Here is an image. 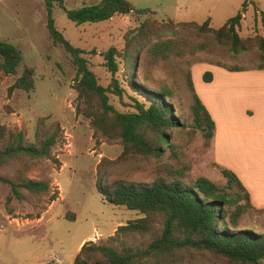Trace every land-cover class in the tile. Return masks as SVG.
<instances>
[{"label": "rangeland", "instance_id": "obj_1", "mask_svg": "<svg viewBox=\"0 0 264 264\" xmlns=\"http://www.w3.org/2000/svg\"><path fill=\"white\" fill-rule=\"evenodd\" d=\"M62 1L66 10H74L100 0ZM125 1L135 10L147 9L149 13H131L113 17L109 21L76 26L58 9L56 3L52 5V17L57 30L71 45L87 52L85 58L89 68L104 87L110 82L111 76L102 66L101 57L90 54V51L98 53L111 46L121 48L124 33L144 19L198 25L209 20V26L218 29L241 11L238 35L251 40L246 52L233 54L227 47L215 45L194 56H186L168 68L154 70L151 85L163 83L170 88L173 96L169 102L175 115L187 126L170 131L179 160L178 167L186 168V179L192 181L205 177L218 187H225V179L216 165L235 174L246 190L243 184L247 181L245 154L260 152L264 141V115L259 110L258 115L253 116V119L257 118L255 121L241 120L240 115L247 107L262 101L256 96L264 90L260 83L240 82L243 76L231 78L239 81L229 80L220 71L230 74L264 72L257 70L259 67L264 68V59L253 41L256 36L264 37V0ZM176 33L196 38L192 27L177 29ZM206 38L212 40L210 34ZM0 42L12 45L20 59L16 74L0 80V126L10 131H21L28 142L34 140L39 118H44L46 123H58L62 132V138L51 150V159L14 160L0 169V175L11 181L27 178L46 182L50 187L49 195L38 198L20 190L22 198H13L6 204L10 190L7 185L0 183V264H72L78 245L87 239H92L88 241L96 245L133 250L145 248L160 234L159 219L154 221L152 230L147 233H133L119 242H109L108 238L114 235L118 226L136 221L142 215L107 203L97 192L95 182L101 160L115 161H104L99 169L103 181L108 183L114 179L150 183L155 175V162L146 159L117 162L122 152L120 142L100 140L96 143L89 121L75 115L76 93L71 88L74 69L65 51L53 45L49 38L44 1L0 0ZM197 64L200 66L193 72L191 79L196 96L214 97V110L211 109L217 116L230 113L237 118L236 123L227 124L225 130L221 129V135L216 140L214 130L212 139L207 143L192 128V96L186 81L187 73L191 74L192 67ZM218 66L242 70L235 72ZM25 67L34 70L33 90L29 93L15 90L8 95V88ZM207 73L212 77L213 73H217L215 77L220 85L219 94L217 91L205 93L202 84L211 82L203 79ZM128 94L132 95L129 91ZM111 103L118 111L124 112L130 109L128 105L131 102L128 96H124L123 102L115 98L111 99ZM260 108L264 110V102ZM169 162L174 163V160ZM52 193L56 194V199L51 202L48 197ZM240 227L263 233L264 213L248 210L240 218ZM193 264L213 263L203 261Z\"/></svg>", "mask_w": 264, "mask_h": 264}, {"label": "trees", "instance_id": "obj_2", "mask_svg": "<svg viewBox=\"0 0 264 264\" xmlns=\"http://www.w3.org/2000/svg\"><path fill=\"white\" fill-rule=\"evenodd\" d=\"M43 1L49 38L53 45L65 51L74 69L71 88L76 93L75 115L89 121L96 143L100 140L120 142L122 152L117 162L135 159L155 162V175L150 183L124 179L108 183L103 181L99 169L104 161H115L101 160L97 166L95 187L107 203L142 215L136 221L118 226L114 235L108 238L109 242H119L133 233H147L152 230L157 218L160 234L145 248L138 250L85 242L72 264H193L203 261L213 264H264V232L240 227V218L248 210L264 213V209L251 206L249 194L235 174L227 169L215 165L226 182L222 188L205 177L192 181L186 179V168L178 167L179 160L170 131L187 126L175 115L169 102L173 96L170 88L163 83L151 85L154 70L168 68L186 56H194L215 45L225 46L233 54L246 52L251 40L238 35L241 11L218 29H212L209 20L198 25L144 19L124 33L121 48L111 46L98 53L90 51V54L101 57L102 66L111 76L104 87L89 68L85 58L87 52L71 45L57 30L52 17L53 3L76 26L109 21L131 13L146 15L149 10H135L125 0H100L74 10H66L62 0ZM187 27L194 28L195 39L176 33L177 29ZM169 33H173L172 36L166 37ZM208 34L212 40L206 38ZM253 41L264 59V37L256 36ZM19 63L17 50L8 43L0 42V80L15 75ZM222 68L235 72L242 70ZM33 78L34 70L25 67L8 88V95L15 90L31 92ZM203 79L209 82L211 75L207 73ZM186 81L192 96V128L207 143L214 134V123L194 92L190 73H187ZM124 96H128L131 102L128 105L130 109L121 112L111 99L123 102ZM61 138L59 124L46 123L44 118L37 120L33 142L26 141L21 131H10L0 126V169L14 160L51 159V150ZM0 183L10 190L6 204L13 198L20 200V190L37 198L50 192L48 183L27 178L14 182L0 175ZM48 199L54 201L56 194L52 193Z\"/></svg>", "mask_w": 264, "mask_h": 264}, {"label": "crops", "instance_id": "obj_3", "mask_svg": "<svg viewBox=\"0 0 264 264\" xmlns=\"http://www.w3.org/2000/svg\"><path fill=\"white\" fill-rule=\"evenodd\" d=\"M203 64V63H201ZM200 65H194L191 69V79H193V72L198 68ZM216 66V65H215ZM220 67V66H218ZM218 73V72H217ZM217 73H213V77L211 76V82L202 84V87H204L205 93L212 92L214 93L217 91V94H219L220 85L215 77ZM222 75H225V77L229 80H236L237 79H231L232 77H238L243 76L242 80L240 82H257L262 84L263 90H264V72L262 71H255V72H249L245 74H230L220 71ZM225 78V79H226ZM192 81V80H191ZM197 89V87H195ZM222 92V87H221ZM201 104L204 106L205 110L209 114L210 118L215 123V140L221 135V129L225 130V126L228 124H233L237 122V118L233 117L232 114H224L223 116H217L216 113L212 111L214 110V97L204 96L202 98L201 96H198ZM257 98H260L262 101L257 103L256 105L247 107L240 115V119L244 121L253 120L255 121L257 118L253 119L254 114L257 116L259 113V110L264 115V110L260 108V104L264 102V91L262 94H258L256 96ZM211 106V107H210ZM212 108V109H211ZM253 114V115H250ZM225 119L227 121H225ZM217 161V160H214ZM245 177L247 181H244V186L246 187L247 193L249 194L250 204L255 209H264V141L262 142V146H260V152H249L245 154ZM238 175V174H237ZM87 239L82 240L80 244L78 245L77 252L79 251L80 247L85 243L88 242Z\"/></svg>", "mask_w": 264, "mask_h": 264}]
</instances>
